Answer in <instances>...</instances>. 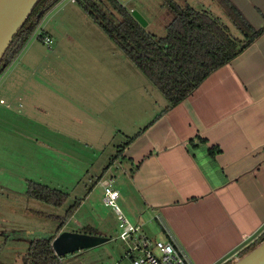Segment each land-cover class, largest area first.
<instances>
[{"label": "crops", "instance_id": "obj_1", "mask_svg": "<svg viewBox=\"0 0 264 264\" xmlns=\"http://www.w3.org/2000/svg\"><path fill=\"white\" fill-rule=\"evenodd\" d=\"M215 1L196 0L204 9L218 7ZM231 2L256 28L264 25V0ZM42 34L54 42L51 31ZM35 45L39 44L33 50L22 48L0 74L1 134L12 130L13 119L20 118L12 110L23 95L19 87L37 84L34 79L5 75L16 59L25 72H37L43 62ZM94 49L97 52L89 54L86 79L79 81L85 88L84 109H95L91 105L95 101L111 102L114 119L125 118L124 125L113 122L114 129L128 138L118 155L122 175L119 179L111 176L109 181L118 180L119 200L124 194V201L135 206L138 221L134 224L151 238L172 237L193 264H227L236 259L264 233V34L169 109L166 98L158 95L155 99L157 88L149 80L141 81L117 45ZM54 51L44 50V57ZM145 93L153 95L151 104ZM55 150L63 148L57 145ZM5 156L0 143V160ZM22 206L11 208L10 219L2 217L6 210L0 209V227L29 243L35 232L26 231L29 227L19 217L23 210L25 216L33 210ZM11 233H6L7 238L11 239Z\"/></svg>", "mask_w": 264, "mask_h": 264}, {"label": "rangeland", "instance_id": "obj_2", "mask_svg": "<svg viewBox=\"0 0 264 264\" xmlns=\"http://www.w3.org/2000/svg\"><path fill=\"white\" fill-rule=\"evenodd\" d=\"M58 4L43 16L39 30L33 33L22 49L23 51L28 47L33 50L32 46L39 44L35 45L39 61L43 62L39 70L34 73L25 72L20 66V60L16 59L5 75L9 79H34L37 84H23L19 87L23 88V95L17 104H12V110L20 118L13 119L12 130L0 133L1 147H5L6 154L0 160V209L6 210V216L2 217L10 219L11 208L24 205L33 211L27 210L25 216L23 210V216L19 217L22 218L21 224L29 227L26 231H33L35 236L42 237L56 233L68 209L75 205L74 216L65 222L60 232H81L84 225L111 239L95 248L68 254L64 264H115L116 261L131 264L125 257L130 244L120 237L118 216L103 203V184L109 182L111 176L119 179L122 175L118 155L122 153V147L128 138L114 129L113 122L120 124L123 121L124 125L125 118L121 121L120 117L114 119L116 113L113 112L115 108L111 102L106 104L105 101H95L91 104L95 109L85 110L84 83L79 82L86 79V70L90 66L89 54L97 52L94 47L109 49L116 44L78 3L61 0ZM173 5L192 6L205 11L208 9L234 36L243 38L242 32L217 0L215 5L218 7L205 6V9L204 6H198L196 0H132L126 7L131 13L132 10H138L146 18L149 22L146 27L148 31L164 36L173 17L170 7ZM106 6L118 16L110 4ZM43 30L51 31L55 36L51 46L37 39ZM57 47H60L59 51ZM44 50L55 51L46 58ZM108 57L111 58L110 55ZM124 58L129 59L127 56ZM133 68L139 73L141 81H148L136 66L133 65ZM142 88L141 83L140 89L144 93ZM156 92L155 99L158 100V95L163 97L158 89ZM93 95L91 97L95 99H102L101 96ZM148 96L149 93H145L151 104L153 95ZM96 106L99 109L96 110ZM2 111L7 112V109L2 108ZM123 125L120 127L123 128ZM57 145L63 151H56ZM108 166L110 168L104 173ZM100 178L102 183L98 182ZM30 182L62 190L69 195L68 201L62 207H55L27 198ZM119 185L118 180L113 182L114 187ZM124 200L122 194L118 204L130 222L137 223L135 206L132 207ZM2 217L0 216V222H3ZM151 231L153 229L147 230L148 233ZM9 232L11 233L0 227V264H23V256L27 253L29 243L18 240L14 233H11V239L7 238L6 233ZM136 235L139 237L140 233ZM243 252L237 258L243 256Z\"/></svg>", "mask_w": 264, "mask_h": 264}, {"label": "trees", "instance_id": "obj_3", "mask_svg": "<svg viewBox=\"0 0 264 264\" xmlns=\"http://www.w3.org/2000/svg\"><path fill=\"white\" fill-rule=\"evenodd\" d=\"M218 1L242 32V39L234 36L208 11L192 6H170L173 17L166 27V35L157 36L143 27L127 7L115 0H78L77 3L163 94L169 109L182 102L211 73L230 63L264 34V25L256 28L231 0ZM57 2L41 0L37 4L4 54L0 74L27 43L45 13ZM106 4H110L119 17ZM41 11L44 14L39 18ZM44 35L41 33L38 38L43 40ZM3 64L5 67L1 68ZM27 195L55 207H62L69 198L62 190L36 182L29 183ZM75 210V205L68 209L54 234L60 232ZM81 232L96 233L90 226L84 227ZM262 241L264 233L254 245L242 252L247 253ZM65 258L56 254L52 238H34L29 241L23 264H64Z\"/></svg>", "mask_w": 264, "mask_h": 264}, {"label": "water", "instance_id": "obj_4", "mask_svg": "<svg viewBox=\"0 0 264 264\" xmlns=\"http://www.w3.org/2000/svg\"><path fill=\"white\" fill-rule=\"evenodd\" d=\"M40 1L41 0H0V63L13 39ZM59 1L61 0H58V2ZM43 14L44 11H41L38 17L40 18ZM132 15L143 27L146 28L148 26L149 22L138 10H132ZM4 67L5 65L3 64L1 68ZM35 234L36 233L33 235L31 234L32 239L52 238V246L56 254L60 257L81 250L95 248L111 239L97 233L68 230L58 234L51 233L42 237L35 236ZM231 264H264V241L257 244Z\"/></svg>", "mask_w": 264, "mask_h": 264}, {"label": "built area", "instance_id": "obj_5", "mask_svg": "<svg viewBox=\"0 0 264 264\" xmlns=\"http://www.w3.org/2000/svg\"><path fill=\"white\" fill-rule=\"evenodd\" d=\"M70 1L72 3H77L78 0ZM115 1L126 7V4L132 0ZM38 30L39 29L36 28L33 33ZM43 42L51 46L53 44V39L48 35H44ZM103 185V203L105 206L112 208L118 216V220L120 221V237L130 244L125 257L130 260L131 264H193L187 252L176 244L172 237L166 240L155 239L141 233L140 227L130 222L118 204L120 191L113 186V180ZM136 233H140L139 237ZM115 264L123 263L116 261Z\"/></svg>", "mask_w": 264, "mask_h": 264}]
</instances>
